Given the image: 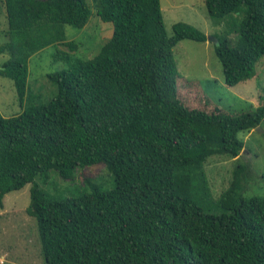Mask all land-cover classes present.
<instances>
[{
	"label": "trees",
	"instance_id": "obj_1",
	"mask_svg": "<svg viewBox=\"0 0 264 264\" xmlns=\"http://www.w3.org/2000/svg\"><path fill=\"white\" fill-rule=\"evenodd\" d=\"M0 6L7 21L0 74L12 80L22 108L0 113V207L7 192L31 183L26 212L36 220L44 264H264V194H241L246 173L237 164L214 197L204 168L211 155L240 154L238 132L264 119V86L252 110L188 107L177 92L173 47L207 37L183 21L168 36L160 0ZM205 6L213 23L226 27L214 43L225 83L255 75L264 56V0ZM92 12L110 22L112 30H102L109 38L92 57L73 56L77 44L65 25L82 28ZM51 44L69 48L59 50L66 67L47 73L55 85L51 99L29 102V59ZM94 163L107 166L112 188L92 184L76 197L54 199L35 180L50 170L70 178L75 167Z\"/></svg>",
	"mask_w": 264,
	"mask_h": 264
},
{
	"label": "rangeland",
	"instance_id": "obj_2",
	"mask_svg": "<svg viewBox=\"0 0 264 264\" xmlns=\"http://www.w3.org/2000/svg\"><path fill=\"white\" fill-rule=\"evenodd\" d=\"M160 5L168 36L172 35L173 23L183 21L199 28L207 37L203 42L182 39L173 47L178 69L177 92L182 101L188 107L209 112L218 108L231 114L252 110L259 105L264 86V56L256 63L255 75L235 85H227L221 63L214 52L216 37L225 35L226 27L223 23H213L207 14L205 0H160ZM108 26H111L110 22L100 20L95 12H92L88 23L82 28L65 25L68 39L77 44L71 54L82 58L95 55L109 38L110 34L102 32ZM6 28L5 11L0 6V45L7 39ZM110 28L112 30V26ZM227 37L233 38L234 33ZM59 50L69 48L62 44H51L30 57L27 80L29 102L42 103L54 96L55 85L48 79L47 73L66 67ZM6 58V52L0 53V65ZM21 111L12 80L0 74V113L11 116ZM238 137L243 141V149L238 156L214 154L204 163L214 197L229 186L237 164L246 167L243 168L246 174L240 179L241 194L247 197L264 194V119L249 132L239 131ZM35 180L54 199L76 197L88 192L92 184L106 191L114 183L104 163L77 166L70 178H62L56 171L50 170L45 180L40 176ZM30 186L31 183H27L4 196V208L0 211V264H44L36 220L26 212ZM208 211L217 213L219 209Z\"/></svg>",
	"mask_w": 264,
	"mask_h": 264
},
{
	"label": "crops",
	"instance_id": "obj_3",
	"mask_svg": "<svg viewBox=\"0 0 264 264\" xmlns=\"http://www.w3.org/2000/svg\"><path fill=\"white\" fill-rule=\"evenodd\" d=\"M5 196V195H4ZM3 199H4V197H3ZM2 208H4V200H3V206L2 207H0V211H2L3 209ZM1 214V213H0Z\"/></svg>",
	"mask_w": 264,
	"mask_h": 264
}]
</instances>
